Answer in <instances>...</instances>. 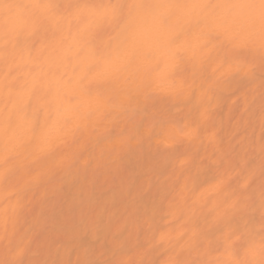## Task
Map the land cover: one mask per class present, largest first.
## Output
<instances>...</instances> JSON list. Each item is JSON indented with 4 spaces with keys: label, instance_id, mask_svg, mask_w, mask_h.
<instances>
[{
    "label": "bare ground",
    "instance_id": "bare-ground-1",
    "mask_svg": "<svg viewBox=\"0 0 264 264\" xmlns=\"http://www.w3.org/2000/svg\"><path fill=\"white\" fill-rule=\"evenodd\" d=\"M0 264H264V0H0Z\"/></svg>",
    "mask_w": 264,
    "mask_h": 264
}]
</instances>
